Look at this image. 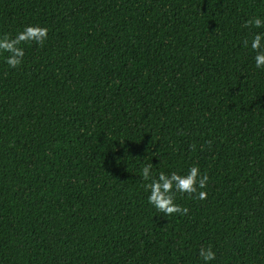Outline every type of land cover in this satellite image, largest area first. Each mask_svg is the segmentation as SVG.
Instances as JSON below:
<instances>
[{
    "label": "trees",
    "instance_id": "trees-1",
    "mask_svg": "<svg viewBox=\"0 0 264 264\" xmlns=\"http://www.w3.org/2000/svg\"><path fill=\"white\" fill-rule=\"evenodd\" d=\"M253 17L264 0H0V35L49 29L18 68L0 53V264H264ZM149 163L198 164L207 199L163 216Z\"/></svg>",
    "mask_w": 264,
    "mask_h": 264
},
{
    "label": "clouds",
    "instance_id": "clouds-1",
    "mask_svg": "<svg viewBox=\"0 0 264 264\" xmlns=\"http://www.w3.org/2000/svg\"><path fill=\"white\" fill-rule=\"evenodd\" d=\"M245 27H264V19L253 17L249 19ZM49 29L47 27L37 25H28L22 31L16 33L13 37L10 33L0 35V53H7L5 63L12 69L18 68L23 64L25 51L21 47L22 44L35 43L43 46L48 39ZM244 46L249 47V40H244ZM250 48L256 53L255 65L257 68L264 69V33H254L250 42ZM195 145H193V149ZM153 164L149 163L142 167L141 179L146 182L143 187L149 192L148 202L163 216L168 217L174 214L187 215L189 209L182 207L175 201L177 193L187 194L198 200H206L208 193L201 189L207 187L209 177L202 174L198 164L190 167L186 174H179L175 171L166 174L161 171L155 174ZM200 258L208 264V262L216 259V252L212 247H202L199 250Z\"/></svg>",
    "mask_w": 264,
    "mask_h": 264
}]
</instances>
